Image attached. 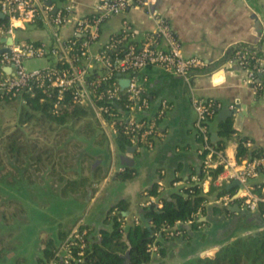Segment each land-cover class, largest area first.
<instances>
[{
  "label": "crops",
  "instance_id": "0c3cea01",
  "mask_svg": "<svg viewBox=\"0 0 264 264\" xmlns=\"http://www.w3.org/2000/svg\"><path fill=\"white\" fill-rule=\"evenodd\" d=\"M97 1L75 0L77 13H92ZM156 7L170 22L181 44L182 53L186 56L199 54L204 58L205 65L194 71L188 81L157 66L144 69L148 77V111L156 112L163 101L167 105L164 115L158 120L159 133L153 137L150 147L141 139L131 142L135 149L129 161L121 157L127 155V150L117 152L112 138L107 136L106 145L110 146L111 160L102 166V179L93 180L91 188L86 192L85 212L72 218L63 230L58 231V234L60 231L66 232L64 237L59 235L54 241L60 255L65 252V238L76 226L88 225L85 229H91L90 236L96 237L102 229H109L111 222L108 216L116 213L118 209L114 205L119 200L125 199L128 202L121 218L126 225L133 222L134 216H138L147 199H158L157 195L147 193L153 183L156 182L158 191L162 192L163 186L167 187L172 180L174 187L193 182L192 176H196L195 173L202 169L203 161L199 152L202 142L194 128L196 111L192 97L212 98L221 103V107L208 120L211 142L224 138L219 131L220 123L231 119L233 127L235 112L240 106L246 107L247 114L242 120L241 129H235L237 136H248L252 141L251 147L264 153V99L246 79L245 68L231 60V50L239 44L257 43L264 56V0H157ZM125 23L132 27L138 39L156 27L146 9L140 6L111 13L101 21L99 37L93 49L120 31ZM70 30V26H66L62 34L67 36ZM18 31L20 37L28 40H48L51 37L49 27L41 21L28 24ZM225 107L234 109L228 117L219 114V110ZM214 132L216 136L212 139ZM237 136L231 133L225 141L223 151L230 157L236 156ZM99 163L100 158H96L92 160L91 167ZM126 164L133 165L136 174L122 180L117 177V173ZM258 179H264V174ZM223 182L219 177L209 180L204 185V191ZM227 183L236 197L241 184L234 183V180ZM219 197L209 194L205 210L199 216L203 222L198 228L193 229L186 224L190 238L171 240L164 255L152 253L150 261L143 264H179L186 257L212 253L223 242L235 236L264 230V217L258 216V210L244 212L237 201L231 204L230 213H224L216 207L224 206L216 201Z\"/></svg>",
  "mask_w": 264,
  "mask_h": 264
},
{
  "label": "built area",
  "instance_id": "2783aa9c",
  "mask_svg": "<svg viewBox=\"0 0 264 264\" xmlns=\"http://www.w3.org/2000/svg\"><path fill=\"white\" fill-rule=\"evenodd\" d=\"M156 1L98 0L92 13L79 15L75 0H0V12L3 14V19H0V49H3L0 51V97L8 92L15 94L21 89L33 91L34 87L47 94L55 89L53 111L59 112L67 105L64 94L69 90L73 103L89 109L108 137L121 127L130 135L131 142L141 139L152 146L153 137L159 133L158 120L164 115L167 105L163 101L156 112L148 111V77L144 69L157 66L188 81L194 71L205 65L199 54L186 56L182 53L179 39L170 22L156 7ZM133 6L146 9L156 23L155 29L138 39L132 27L125 23L120 31L93 49L101 21L111 13L123 12ZM37 21L49 27L51 37L48 40L20 37L18 29ZM66 26L71 30L64 36L62 29ZM31 57H54L55 62L27 69L23 60ZM252 57L243 47H237L231 54V60L245 68L246 79L264 99V56H256L253 62ZM121 78H127L128 84L122 87ZM192 104L196 111L194 128L202 141L199 152L203 153V169L207 172L221 165L217 178L225 182L238 180L241 184L236 196L239 208L257 211L262 207L261 216L264 217V179H258L264 174V153L243 157L226 155L223 149L216 148L210 141L208 130V120L221 103L212 98L194 96ZM233 136H237V132H233ZM243 143L248 148L252 146L249 138ZM192 179L204 190L205 183L212 177L206 173L202 179L195 175ZM151 201L147 199L143 204ZM216 201L227 206L229 195L220 196ZM198 214L199 211L193 216ZM133 220L138 222L139 217L134 216ZM191 220L188 218L184 223L189 224ZM85 233L86 229L79 226L72 229L63 242L65 252L62 255L56 252L61 261H68L74 244L78 246L76 259L83 260ZM147 249L151 254H159L155 242L149 243ZM56 261L51 260L52 263Z\"/></svg>",
  "mask_w": 264,
  "mask_h": 264
},
{
  "label": "trees",
  "instance_id": "16d2710c",
  "mask_svg": "<svg viewBox=\"0 0 264 264\" xmlns=\"http://www.w3.org/2000/svg\"><path fill=\"white\" fill-rule=\"evenodd\" d=\"M3 19V16L0 17ZM237 47H243L247 49L252 57V62L255 57L262 54V50L259 48V45L256 44H239L231 50V54ZM251 62V63H252ZM264 80V76H263ZM6 100L10 98L17 99L19 102L18 107V122L23 124L31 119L36 120L37 123L47 122L51 128H60L62 132H67L68 127L74 125L86 114L88 110L78 104L73 103L71 100L70 91H65L64 101L67 102V105L59 110V112L53 111V101L56 99L55 89L51 93H44L41 88L34 87L33 91H28L26 89H21L15 94L11 92L5 93L3 96ZM0 97V100L3 98ZM118 112L121 113V110L115 108ZM145 114V113H144ZM146 116V114H145ZM72 128V127H70ZM3 131V130H2ZM59 131V132H60ZM219 131L224 138L216 142H212L216 148L223 149L225 141L230 137L231 133L236 132L232 127V120L227 119L222 121L219 125ZM69 132V131H68ZM88 136L86 139H90V142L96 148L98 142H108V137L104 136L101 133V127L98 129H90L88 131ZM63 137V147L58 148L55 152L58 155L65 153L66 156H70L65 162L76 161L78 162V168H73L66 171L67 173L72 172L75 175V178L63 177L62 187L65 188L68 184L75 183L79 180L87 179L89 175H83L77 177L76 173L80 174V169H83V163L85 162L87 156H91L93 160L100 158V163L91 167V174L96 175L99 172V176H102V166L109 162L110 153L109 149L106 151L103 148H96L94 154L86 151L85 143L80 141L79 144L75 145L74 152L68 155V152L65 150L67 143H69L72 138ZM0 138L5 140L4 143V153L11 158L15 159L14 163L18 162L20 164H28L31 166L34 163L41 161L43 152L46 153V156L49 157L53 153L52 148L53 143H43L44 148L42 147L38 153H36V148L41 147L38 140L24 136V133L21 129L16 131L7 132L3 134L0 133ZM78 138V136H77ZM116 150L119 153H123L127 150V147L131 145L130 135L127 134L120 127L118 132L111 136ZM201 140V138L198 136ZM248 138V136L243 135L238 138V144L236 148L235 155L236 157H243L249 155H258L263 154L256 148H248L244 145L243 140ZM57 142V140L55 141ZM202 142V141H201ZM202 146L200 147V149ZM65 151V152H64ZM3 152L0 153V181L4 185L0 188L5 191L7 186V177L8 172H11L13 178H21L28 174L33 169L24 171L22 173L18 172L21 170L22 166L18 167V170L15 168H8L7 163L4 161ZM105 153L106 158L103 157ZM203 158V153H200ZM63 155V154H62ZM60 155V156H62ZM55 167V166H54ZM24 168V167H23ZM81 169V170H82ZM222 169L221 165L217 167L210 168L207 172L202 169L195 173L196 176L202 179L206 173L211 175L212 180L215 179ZM65 172V173H66ZM136 174V168L133 165L126 164L120 171L117 173V177L126 180L131 178ZM104 176V175H103ZM175 180V179H174ZM171 183L165 187L163 186V191H158L157 183H153L148 189L147 193L152 195H157L158 199L151 201L149 204L144 205L142 211L138 214L139 221L132 223L123 224L124 209H126L128 202L125 199H121L114 206L118 209L115 214L109 215L108 219L111 222L109 229H102L100 235L90 236L91 229H86L85 241L86 245L84 248L83 260L78 261L76 252L78 246L76 244L71 247V254L68 257V261L64 262L60 260V256L56 255L58 246L55 245L52 238H48L44 241V246L41 247V253L36 257V264H143L147 263L151 259V253L147 249V245L151 242H155L158 248V252L161 255L166 253L169 242L175 238H190L189 229L186 228L184 221L188 218H192L189 226L195 229L202 224V220L199 219L200 214L205 210V202L209 199V194L212 193L215 197H219L224 194L229 195V203L227 206H216L217 210H220L224 213L231 212V204L239 201L238 197L233 196L232 187L229 186V183L223 182L219 186L214 187L210 186L208 191H204L201 186L196 182H190L188 185L181 187H174ZM256 182V181H255ZM84 188L85 193L88 189L91 188V184H80ZM243 210V209H241ZM263 208L260 207L258 210V216L261 217V212ZM199 211L198 215H194ZM246 212L247 210H243ZM179 222V223H178ZM151 227V230L148 228ZM80 228H88V225H80ZM172 232V233H171ZM66 234L65 231H60L59 235L63 236ZM130 249V255L128 258L124 256V253L127 249ZM1 251V250H0ZM1 255V252H0ZM52 259H57L55 263H52ZM125 261H127L125 263ZM179 264H264V230L255 233L249 234L246 236H235L227 241L223 242L219 247H217L212 253L206 254H197L193 256L186 257Z\"/></svg>",
  "mask_w": 264,
  "mask_h": 264
},
{
  "label": "rangeland",
  "instance_id": "374dc122",
  "mask_svg": "<svg viewBox=\"0 0 264 264\" xmlns=\"http://www.w3.org/2000/svg\"><path fill=\"white\" fill-rule=\"evenodd\" d=\"M29 28V27H28ZM54 57H31L23 60V65L27 69L41 67L46 64H54ZM17 99L4 97L0 100V133H9L21 129L24 136L38 140L41 147L36 148V153L44 146L43 143L54 144L53 153L49 157L43 152L41 161L36 166L28 164L14 163L15 159L6 155L4 151L5 140L0 138V153L3 152L4 161L8 168L18 170L19 166L22 173L33 169L21 178H13L11 172H8L7 186L5 191L0 188V264H36V257L41 253V246L48 238L54 241L59 238L58 231L63 230L65 225L74 217L82 215L86 207V195L84 188L80 184H92L93 180H101L102 176L91 174L90 166L92 157L87 156L80 169V174L89 175L87 179L79 180L75 183L62 187L64 176L75 178L72 172L66 171L78 168V162H65L70 156L65 153L60 155L55 152L58 148L63 147V137L72 138L67 143L65 150L68 155L74 152L75 145L80 141L85 143V149L91 155L96 148L108 150L110 146L106 142H98L96 148L86 139L90 129H98L100 124L98 119L89 110L86 114L68 127L67 132L60 131V128H51L49 123L36 120H29L23 124L18 122V103ZM3 130V131H2ZM60 131V132H59ZM101 133L106 137L103 128ZM78 136V138H77ZM86 138H85V137ZM66 137V138H67ZM76 139L80 140L79 142ZM57 140V142H55ZM63 142V143H62ZM103 159L109 158L103 153ZM111 154V153H110ZM55 166V167H54ZM24 167V168H23ZM66 172V173H65ZM1 180V179H0ZM0 186H4L0 181Z\"/></svg>",
  "mask_w": 264,
  "mask_h": 264
},
{
  "label": "water",
  "instance_id": "95a60500",
  "mask_svg": "<svg viewBox=\"0 0 264 264\" xmlns=\"http://www.w3.org/2000/svg\"><path fill=\"white\" fill-rule=\"evenodd\" d=\"M3 16V14L0 12V17H2ZM10 41V39H8V42ZM3 49H0V51H2ZM120 84H121V86L123 87V86H125V85H127L128 84V79L127 78H121L120 79ZM234 112V109H231V108H222V109H220L219 110V114L222 116V117H228V116H230L232 113ZM247 114V110H246V107H244V106H240V109L238 110V111H236L235 112V115H234V123H233V127H234V129H236V130H240L241 129V126H242V120H243V118H244V116ZM216 136V133L214 132V133H212V136H211V138L212 139H214V137ZM135 149V146H133V145H129L128 147H127V155H122L121 157L123 158V159H126V160H131L130 158H129V156L131 155V152L133 151ZM234 183H239V181L238 180H234ZM239 185H240V183H239ZM148 228L151 230V227L150 226H148ZM129 255H130V249L128 248L127 250H126V252L124 253V256L126 257V258H128L129 257ZM127 261H125V263H126Z\"/></svg>",
  "mask_w": 264,
  "mask_h": 264
}]
</instances>
